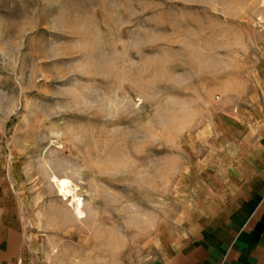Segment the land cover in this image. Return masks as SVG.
I'll use <instances>...</instances> for the list:
<instances>
[{"label": "rangeland", "instance_id": "1", "mask_svg": "<svg viewBox=\"0 0 264 264\" xmlns=\"http://www.w3.org/2000/svg\"><path fill=\"white\" fill-rule=\"evenodd\" d=\"M232 114L262 124L264 0H0V209L33 264L163 257Z\"/></svg>", "mask_w": 264, "mask_h": 264}, {"label": "crops", "instance_id": "2", "mask_svg": "<svg viewBox=\"0 0 264 264\" xmlns=\"http://www.w3.org/2000/svg\"><path fill=\"white\" fill-rule=\"evenodd\" d=\"M219 118L211 194L152 264H264V117ZM210 192V190H209ZM25 213L0 209V264H33Z\"/></svg>", "mask_w": 264, "mask_h": 264}, {"label": "bare ground", "instance_id": "3", "mask_svg": "<svg viewBox=\"0 0 264 264\" xmlns=\"http://www.w3.org/2000/svg\"><path fill=\"white\" fill-rule=\"evenodd\" d=\"M53 182L56 184L57 190L61 197L65 201L71 203L74 206L75 211L80 219L84 218V213L82 212L83 201L79 198L75 191L71 188V182L66 179L53 178Z\"/></svg>", "mask_w": 264, "mask_h": 264}]
</instances>
